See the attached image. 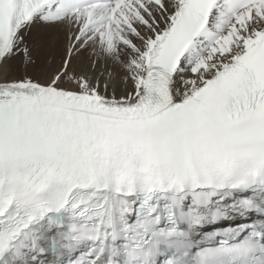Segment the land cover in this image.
<instances>
[{"label": "snow or ice", "instance_id": "1", "mask_svg": "<svg viewBox=\"0 0 264 264\" xmlns=\"http://www.w3.org/2000/svg\"><path fill=\"white\" fill-rule=\"evenodd\" d=\"M0 264H264V0H0Z\"/></svg>", "mask_w": 264, "mask_h": 264}, {"label": "bare ground", "instance_id": "2", "mask_svg": "<svg viewBox=\"0 0 264 264\" xmlns=\"http://www.w3.org/2000/svg\"><path fill=\"white\" fill-rule=\"evenodd\" d=\"M40 29L35 28L33 29L34 32L39 31ZM41 59H44L45 57L47 58V60H54L55 62H59L61 55H62V48L60 51H45V52H41L39 53ZM16 66L17 69L19 71H22V65L20 63V58H18V62H16ZM130 85L125 84L124 82H121L120 84V89L121 91H124L125 89H129Z\"/></svg>", "mask_w": 264, "mask_h": 264}, {"label": "rangeland", "instance_id": "3", "mask_svg": "<svg viewBox=\"0 0 264 264\" xmlns=\"http://www.w3.org/2000/svg\"><path fill=\"white\" fill-rule=\"evenodd\" d=\"M44 59H45V60H47V58H46V57H45ZM50 60H52V59H50ZM16 62H18V58H17Z\"/></svg>", "mask_w": 264, "mask_h": 264}]
</instances>
